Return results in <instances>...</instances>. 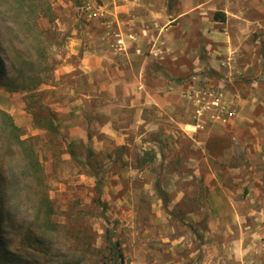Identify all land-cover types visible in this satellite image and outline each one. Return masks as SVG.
<instances>
[{
	"label": "rangeland",
	"instance_id": "rangeland-1",
	"mask_svg": "<svg viewBox=\"0 0 264 264\" xmlns=\"http://www.w3.org/2000/svg\"><path fill=\"white\" fill-rule=\"evenodd\" d=\"M27 1L29 19L50 9L29 29L54 69L35 90L0 88V109L36 137L56 232L46 253L26 244L17 211L5 248L21 264H113L108 230L121 264H264V0ZM86 57L99 68L84 73ZM69 148L102 170L99 194Z\"/></svg>",
	"mask_w": 264,
	"mask_h": 264
},
{
	"label": "trees",
	"instance_id": "trees-1",
	"mask_svg": "<svg viewBox=\"0 0 264 264\" xmlns=\"http://www.w3.org/2000/svg\"><path fill=\"white\" fill-rule=\"evenodd\" d=\"M8 3H16L18 8V13H12L10 16L13 17L10 30L16 33L12 36V41L15 42H11L13 46L10 45L14 48L16 56L14 59L6 58L0 47V88L8 92L35 90L40 85L49 83L54 64L50 63L52 58L49 59L45 54L46 49L42 45V40H34V37L30 35L29 25L37 26L42 19L51 20L50 9L42 8L40 12L32 14L33 17L29 19L28 16H22V12H33V4H29L27 0H14ZM74 5L80 8L77 1ZM219 19L224 21V16H220ZM38 34L44 35L46 31L39 30ZM33 44L37 45V55L30 52ZM52 119L49 117L44 120L43 128L48 133L56 132ZM35 139L36 137H24L21 128L14 123L12 117L0 109V264L22 263L5 248L2 237V234H5L4 227L14 222L15 212L21 211L20 217L29 219L23 236L25 243L38 245L40 251L44 253L52 246L47 238L48 232H56L51 221L55 213L48 196L42 165L34 148ZM67 153L76 163H84L85 160L87 165L85 167L94 177V187L99 194L103 180V172L99 166L92 167L89 162L87 164V157L81 158L71 148L67 150ZM99 198L98 195L92 199V202L100 205ZM105 232L109 250L113 254V264H121L119 263L121 253L118 245L112 240L109 231ZM42 245H47V247L43 249Z\"/></svg>",
	"mask_w": 264,
	"mask_h": 264
},
{
	"label": "crops",
	"instance_id": "crops-1",
	"mask_svg": "<svg viewBox=\"0 0 264 264\" xmlns=\"http://www.w3.org/2000/svg\"><path fill=\"white\" fill-rule=\"evenodd\" d=\"M102 59L101 58H94V57H86L83 59V61L81 62V70L84 73H87L93 69H97L99 68L100 64H101Z\"/></svg>",
	"mask_w": 264,
	"mask_h": 264
}]
</instances>
